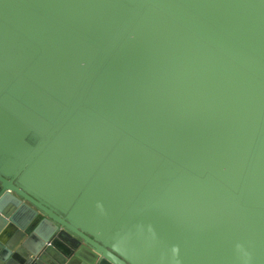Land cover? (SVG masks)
<instances>
[{"label":"water","instance_id":"1","mask_svg":"<svg viewBox=\"0 0 264 264\" xmlns=\"http://www.w3.org/2000/svg\"><path fill=\"white\" fill-rule=\"evenodd\" d=\"M0 264H264V0H0Z\"/></svg>","mask_w":264,"mask_h":264}]
</instances>
